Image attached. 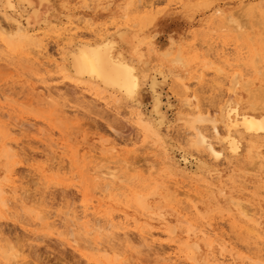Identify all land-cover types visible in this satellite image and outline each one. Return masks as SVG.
Masks as SVG:
<instances>
[{"label": "rangeland", "instance_id": "374dc122", "mask_svg": "<svg viewBox=\"0 0 264 264\" xmlns=\"http://www.w3.org/2000/svg\"><path fill=\"white\" fill-rule=\"evenodd\" d=\"M14 1L16 5L19 4L17 0ZM29 1L32 6L23 3L28 9L23 15V23L25 18H29L27 27L30 33H37V38H44V53L49 55L48 59L52 57L51 59L56 60V67L42 56L37 55L35 59V46L24 45L13 49L11 46L7 47L5 35H0V154L8 149V144L16 152L15 154L12 151L13 156L4 153L0 155V187L4 190L5 200V205L0 204V245L9 248L5 243H12V249L19 253L16 258L18 264H98L83 248L84 241L87 244L88 240L89 244L93 243L91 245H114L117 253L121 251L122 257L131 261L129 264H217L214 257L217 249L214 247L218 246L219 241H213L211 238L212 244L207 246L206 240L209 237L198 232L205 223L211 222L226 242V257L222 264H264V165H261L260 159L254 157L253 153L252 158L249 157L250 140L246 135L240 139L238 153L229 160H210V156H207L202 148L190 144L193 137L186 122L194 115L202 113L211 119L216 118L217 130L223 131L221 108L229 92L230 77L236 72L243 74L237 95L240 100L237 105L234 99L231 105L239 106V111H247L262 102L260 107L263 108L264 0H134V3L128 6L127 18L122 16L128 0ZM143 2H153L154 5L141 8ZM244 4L246 6H243ZM139 5L140 8H137ZM30 7L38 9L37 16L32 15ZM217 10L222 13H216ZM0 11V21L6 26L10 21L2 14H9L11 11L3 8L1 0ZM224 13H232L237 22L245 23L247 27L242 26L236 30V23L225 20ZM78 17L88 19L93 28H107L110 37L116 38V47L122 48L127 57H130L132 51L137 53L140 58L136 64L137 73L140 76L144 71L148 75L151 69V72L154 69H162V74L158 75L157 86L160 116L164 120L160 126L159 140L147 135L134 115L136 103L140 104L138 110L145 115L151 114L153 99L147 84L141 85L138 100L134 103L117 93L113 95L106 92L103 96L91 90L89 84L70 75V70H59L60 66H67V61L63 60L67 43L74 40H95V36L90 32L85 33L87 30L84 28L77 30L74 35L76 39L71 36L72 39L60 40V32L71 24L82 21ZM84 20L79 26H84ZM79 31H83L81 34L84 35H80ZM179 49L188 61L182 76L160 59L166 50ZM260 57L262 60L258 62L256 58ZM182 77L189 91L187 88L185 92L179 86L178 81ZM248 80L251 81L250 89L242 86L243 82ZM45 87L46 89H43ZM51 87L55 94L50 90ZM37 91V94L40 93L38 98L31 99L37 97L33 93ZM49 91L56 99L54 104L49 103L45 96ZM249 93L253 95L250 96ZM41 94L44 95L40 96ZM192 94L196 95V99L191 97L194 106L190 110L182 105ZM23 102H27L28 107L27 103ZM65 106H71L73 116H76L71 117L70 121L62 119V123L57 122V116L54 115L57 113L56 108L59 110ZM198 110L200 111L197 112ZM179 118L181 119L178 120ZM204 126L205 133L215 140L211 123L205 122ZM261 142L264 144V138L257 144L260 145ZM102 143L105 148L115 144L120 153L129 150L126 153L127 158L131 157L129 162L138 166L135 171L119 168L118 174L116 173L118 178L111 184V189L106 191L101 190V185L107 180H100L102 184L99 183L100 187L98 185L96 188V173H92L93 170L87 171L88 174L84 172L86 165H92L94 161L99 160L94 159L93 163L87 164L93 159L86 154L89 155L91 148L96 150ZM263 149L261 147V150ZM167 156L178 172L167 169ZM104 157L105 161L102 160L103 162L98 164L101 166L98 167L106 171L112 166V159H107L106 153ZM141 162H145L146 166L140 164ZM50 164L54 166L51 168ZM205 166L217 167L229 187L237 185L235 191L232 194L227 192L224 199L218 193H205L196 182L189 183L191 179L187 175H194ZM146 167L151 170L147 171ZM240 167H246L247 171ZM254 167L261 170L256 169L253 172ZM243 175L248 176L246 181ZM232 178H236V183L231 182ZM175 180L182 181V184L191 187L193 193H197L194 195L196 199L190 197V204H197V209L190 208L188 199L183 195L178 196L176 200L169 198L173 190H168L167 187ZM17 188L22 191L21 194ZM10 189L13 190L9 192ZM236 189H241V192H236ZM101 191V206L93 217H85L83 207L86 199ZM141 195L145 196L143 199L146 200L149 211L138 204V199H142ZM230 195L239 202L241 200L244 207L261 205V225L253 226L252 223L240 219L237 209L229 203ZM217 199L220 200L218 203ZM229 206L233 210H230ZM159 210L164 214V219L158 215ZM39 214L43 219L37 220ZM120 216H128L129 227L123 226L121 229L111 225ZM53 220L61 225L58 226ZM52 221L53 225L57 226H51ZM136 227L144 228L146 234L150 235L138 240ZM171 228H174V233L169 231ZM71 230L77 236L73 235ZM126 231L128 236L133 238L130 242L126 241L123 234ZM191 234L193 235L190 236ZM132 236H135V239ZM71 238H76V242ZM194 240L198 241L199 250L188 247ZM108 251L111 258L114 253ZM5 262L0 256V264Z\"/></svg>", "mask_w": 264, "mask_h": 264}, {"label": "bare ground", "instance_id": "6f19581e", "mask_svg": "<svg viewBox=\"0 0 264 264\" xmlns=\"http://www.w3.org/2000/svg\"><path fill=\"white\" fill-rule=\"evenodd\" d=\"M17 1L19 3L18 5L15 4L16 1H14V0H1V2L3 3V8L5 10L11 11V13H9V14H6V13L2 14V16L4 15L3 17H5V19H8L10 21V23H8V24H6V26H4V24L0 21V35L1 36L2 35H5L7 47L11 46L14 49L16 47H20V46H24V45H30V46H33V47L35 46L36 49H34V51H33L34 52L33 53L34 54V57L37 56V55H39L40 57L42 56V58H45V60L47 59L48 62H51V65L52 64L53 65L54 64L56 65V60H54V58L51 59L52 57L48 59V56L49 55L47 54L48 56H46L45 55L46 52L44 53V50L46 49V48H44L45 47V45L43 44L44 42L42 43V41L44 40V38L43 39H41L42 37L41 38H37V35H38L37 33H34V34L33 33H30V31H29V29L27 27L28 24H29V18H25V21L23 23V19H24L23 18V15L25 13H27V11H28L27 7L23 3L25 2L27 5L32 6L31 5V2L29 0H17ZM133 1L134 0H128L126 2V5L124 6V9H123L124 13H123V16L122 17L127 18V16H128L127 15L128 6L129 5H132L134 3ZM138 2H139V0H138ZM195 3H196V1H195ZM152 5H154L153 2L152 3L151 2H149V3L146 2V3H144V4L141 5V8H145L146 6L147 7H151ZM243 6H246V5L244 4ZM85 7H87V6H85ZM255 7H257V6H255ZM137 8H140V5ZM31 9H32V11H31L32 15L33 16H37L38 9L37 8H31ZM255 10H256V8H255ZM257 11H258V9H257ZM0 12L2 13V11H0ZM216 13H222V12L220 10H217ZM78 19H81V18L78 17ZM81 20L83 21L84 18L81 19ZM225 20L232 21V22L234 21L236 23L235 24L236 25L235 28H237L236 30H238V28H241L242 26H246L247 27V25L245 23H243L244 24L243 25L240 22H237V20L234 19L232 13L226 15L225 16ZM32 21H34V20H32ZM39 21H41V20H39ZM82 21H80L78 23H75V24H71V26L69 28H65L63 32H60L61 33L60 37L62 36V38H60V40L69 39V38L72 39V37L75 38L74 37L75 33L77 32V30H79L81 28H84L85 30H87L85 33H87V32L89 33L90 32L92 35H94L95 36V40H91V42H90V41H81V40H74L73 39L74 41H72L71 43H67L68 44L67 45L68 47L66 48V51H65V54H64L65 56L63 58L64 61L65 60L67 61V66H66V64L64 65V67L63 66L62 67L60 66L59 70L60 71L61 70L64 71V69L65 70L68 69V71L70 70V72H69V73H71L70 75H72L73 77H76L78 80H82L83 82L89 84L90 85L89 88L91 90L97 91V93H99V94H102L103 95L104 93L109 92V93H111V94L114 95V94L117 93V94H120L122 96V98H124L126 100H129V101H132L134 103H136V101L138 100V96H139V93H140V89H141L140 87H141V85L142 84L143 85L144 84H147L148 89H149V91L151 93V96H152V99H153L151 114L145 115L141 110H138L140 104L136 103L135 104L136 106L134 107L135 108L134 115L136 116L135 118L137 119V123L143 128V130L147 133V135H152L154 138H156L157 140H159L160 139V132H159L160 126L164 123L163 122L164 121L163 118H161V116H160V111H159L160 99H159V94L157 93L158 75L162 74V69H154L152 72H151V70H152L151 69L149 71L151 73L149 74V72H148V75H147V73L145 74L144 73L145 71H144L143 74L140 76L137 73V65L136 64L140 61V58L138 57L137 53H135V52L132 51L130 53V55H129L130 57H127L124 54L122 48L119 49V47L118 48L116 47V45H117V43L115 41L116 38L114 39V38L110 37L111 35H109L107 33V31H108L107 28H103V27L102 28H99V27L96 28V26H94L95 28H93V26H92L93 24L91 22H89L88 19L84 20L83 23H85V24H83L84 26L81 27V26H79V23H82ZM58 23H60V22H58ZM255 23H257V22H255ZM258 23L260 24V22H258ZM225 24H226V22H225ZM230 25H232V24H230ZM49 26L47 28H49ZM115 26H117V25H115ZM122 27H124V26H122ZM63 28H64V26H63ZM56 29H57V27H56ZM51 31H53V30H51ZM57 31H58V29H57ZM79 33H80V31H79ZM81 33H80V35H84V34H81ZM3 42H4V40H3ZM57 43H59V41ZM142 43H143V41H142ZM171 43H172V41H171ZM64 44H65V42H64ZM120 47H121V45H120ZM168 48H170V47H168ZM125 49H124V51H126ZM225 49H223V50H225ZM127 52H128V50H127ZM222 52H225V51H222ZM37 57H35V59ZM60 58H61V56H60ZM2 59H4V58H2ZM160 59L163 62L168 63L170 65V67L176 69V71H178V74H180L181 76L183 75V73L187 69L188 61H187L186 57L183 55V52L180 49L177 50V51L166 50V52L160 57ZM256 59L259 62V61L262 60V57H260V59H258V58H256ZM63 60L61 58V61H63ZM254 61H255V59H254ZM236 73H234V75L233 76L231 75L232 77H230L231 79H230L229 92L227 94V97L223 101V106L221 108V115L220 116H221V121H224V125H223L224 126V130L223 131H218L217 130V126H216L217 119L216 118H212L211 119L208 115L205 116L202 113H198V114L194 115L193 117L189 118L188 120H186L187 126L190 128L191 135L193 137L192 143L190 141V144H192V145L194 144L196 147L202 148V150L204 152H206L207 156H210V158H209L210 160H212V159H214V160H221V161L222 160H229V158L231 156H234V155H236L238 153L239 148H240V142H241L240 139L242 138L243 135H246V136H248V138L250 140V141L248 140L250 142L249 145H248V155H249V157L252 158V153H253V156L254 157L256 156V157H258L260 159L261 165H264V149L261 150V147L264 148V144H263V142H261L262 144L259 143L260 145L257 144L259 141H261L262 138H264L263 137V134H264V106H263V108H261L262 106L260 107V104L262 102H260L259 104L253 105L252 107H250V109L247 110V111H239V106L234 107V106L231 105V103H234L235 100H236L235 103L238 105L239 104V100H240V99L238 100L239 97H237V95H238V92H239L238 87L240 85V79L243 77V74L242 73L241 74H238V73L236 74ZM191 74H192V72H191ZM200 78H201V76H200ZM163 79L166 81V77L165 76L163 77ZM178 82H179L178 83L179 86H181L183 88L182 90H184L186 92V90H187L188 87L186 86L185 82H183V77L180 78ZM250 82H249V80L246 81V82H243L242 86H244V88H249V86L251 84ZM227 84H229V83H227ZM46 87H47V85H46ZM46 87L43 88V89H46ZM48 88L49 87H47V89ZM50 90L52 91V87H51ZM43 91L45 92L47 90H42V91L40 90V92H43ZM51 91L46 92L45 93V96L49 99V100L47 99L49 101V103L54 104V102H56V99L53 98L54 95L51 93ZM188 91H189V88H188ZM52 92H54V94H55V91H52ZM57 92L58 91H56V94H57ZM33 93L36 94L37 97L34 96V97H31V99L38 98V95L40 93L37 94L38 91L36 93L35 92H33ZM190 93H193V92H190ZM256 93H254V94H256ZM32 94H30V95H32ZM251 94L249 93L250 96L253 95V94L252 95ZM43 95L41 94L40 96H43ZM193 95L194 94H192V96H190L189 98H186L184 102L181 101V102L184 103L182 106L185 105L188 109H190V110L193 109V106L194 105L191 102V99L196 97V95L195 96H193ZM184 96L185 95H183V97ZM183 97H182V100H183ZM2 101H4V100L2 99ZM48 101H46V102H48ZM36 102H37V100H36ZM23 103H27V102H23ZM18 104H20V103H18ZM39 104H41V102ZM27 105H28V103L26 104V106ZM70 107H68L69 109L66 108V106L65 107H62V108L59 107L60 108L59 110L56 108L57 113L54 114V115H55V117L57 116V118H56V119H58L57 122H61L62 123V119H65L66 121H70L69 119H72L73 117L75 118L76 114H74V116H73V111H72V108H70ZM199 111L200 110H198L197 112H199ZM47 112H48V110H47ZM180 119L181 118H179L178 120H180ZM205 122H210L211 123V129H212L213 134L215 136V140L213 138L209 137L207 133H205V131H204V129H205L204 123ZM57 125L60 126V127L62 126V125H59V124H57ZM5 128H7V126ZM63 129H64V127H63ZM6 133H8V131H6ZM161 134H163V133H161ZM236 135H238V137ZM5 138H6V136H5ZM188 142L189 141H187V143ZM12 143H14V142H12ZM9 145L10 144H8V149H5L4 148L5 149L4 151H3V148L1 147L2 148L1 151H3V153L5 155H7V156H13L14 155L12 153V151H14L13 150V147L12 146H9ZM12 145H15V144H12ZM100 145L101 146L97 147L96 150H94L93 148H91L90 151H89L90 152L89 155L86 154L88 157H91L93 159V160L89 161L87 164H89L92 161H94V159L97 160L99 158V160L97 162L94 161V164H92V165H90V164L89 165H86L85 166V169H84L85 170L84 172H86L88 174L89 171L93 170L92 173H94V172L96 173L95 176H94V181L96 180V183L94 182L96 184L94 187H96V188H97L98 185H99L98 187H100V185L102 184L101 183L102 181L99 182L100 180H107L104 185L102 184L103 186L101 185V190L102 191H106V190H109V188L111 189V184L113 183V181L116 178H118L119 175L117 176L116 173L118 172L119 168L121 169L122 167H124V169H126L124 171H128V169H129V171L130 170L131 171H135L138 166L136 167L135 163H133V162L130 163L129 162L128 159H131V157L130 158H127L128 155L126 154L127 152H129V150L128 151L126 150L125 153H122V152L120 153V152H118L115 144H111L109 147H106V148H105V146H104L103 143L100 144ZM3 153H1V154H3ZM14 153L16 154L15 151H14ZM105 153L107 155V159L108 158L109 159H112L111 160L112 161V166L108 167L106 171H104V169L102 170V168H99L98 167V166H101V165H98V164H100L101 162H103L102 160H104V158H105L104 157V154ZM19 154L20 153H18V155ZM101 154L103 156H101ZM184 161L186 162V159L185 158H184ZM206 161H208V160H206ZM145 162H143V163L141 162L140 164L143 165ZM163 162H165V161H163ZM211 162L214 163L213 161H211ZM138 163H136V164L138 165ZM165 163L168 164V166H167V169L168 170H170V168H171V170H174L175 172H178V170H176L175 164L170 160V157L168 158V156H167V160H166ZM54 164H56V163L54 162ZM58 164L60 165V163H58ZM142 165L140 167H142ZM194 165H195V163H194ZM49 166H51V164ZM53 166H51V168ZM55 167H56V165H55ZM60 167H61V165H60ZM140 167H139V169H140ZM57 168H56V170H57ZM61 168H63V167H61ZM245 168L246 167H244V169L240 167V169H243V170H246L247 169V168L246 169ZM16 169L14 170L15 172H16ZM143 169L141 171H143ZM256 169L254 167L253 172H255ZM259 169L260 168H258L257 171H259ZM146 170L147 171H150L151 169H150V167H146ZM232 170H234V169H232ZM243 170H242V172H243ZM170 171H168V172H170ZM246 171H244V172H246ZM181 172H183V171H181ZM191 172H193V171H191ZM17 173H18V171H17ZM143 173H144V171H143ZM16 177H18V176H16ZM187 177L191 179V180H189V183L196 182L197 186L199 188H201V190H203L205 193H207V192L208 193H218L224 199L227 196L226 195L227 192H229V194H232L235 191V187H237V185H233V186L229 187L227 185V183H225L223 181L222 174H221L220 170L217 167L212 168V167H209V166H205V167L201 168L199 171H197L196 173H194V175H190L189 174V175H187ZM182 178H183V176H182ZM243 179H244V181H246L248 179V176L243 175ZM89 180H91V179H89ZM119 180H120V178H119ZM231 182L232 183H236V178L235 179L232 178ZM99 183H101V184H99ZM182 183H183L182 181L180 182L178 180H175L174 182H172L171 186L169 184V186L167 187L168 190H169V188L170 189L172 188V190H173V192L170 193L169 198H171V200H176L178 196L183 195V196H185L188 199V201H189V207L190 208L197 209L198 208V205L197 204H192V203L190 204V201H191L190 200V197L193 196L194 197L193 200L196 199L197 197H195L194 195L197 194V193H193V190L191 189L190 186L187 187L186 185H184ZM87 186L90 187L89 184ZM112 187H114V185ZM12 190L13 189H10L9 192H11ZM17 190H18V192H20V190L18 188H17ZM92 191L94 192V189ZM102 191L100 193L96 194V195L94 194V195H90L88 198L86 197L87 198L86 201H85L86 204H84V207H83L84 208V216L85 217L87 215H91V217H93L94 214L96 213L97 208L101 206V199L99 198V196L102 194ZM153 191H155V189ZM21 192L19 194H21ZM93 192H91V193H93ZM236 192H241V189H236ZM262 192H263V190H262ZM3 194H4V190H3L2 187H0V204L1 205H5V200L3 198ZM22 195H23V193H22ZM22 195H19V196H22ZM136 197H138V196H136ZM143 197L145 198V196H142V199L141 198L140 199L137 198L138 199V204L143 209L149 211L148 210L149 209V206H148V204H146L147 202H146V200L143 199ZM230 197H229V203L233 207H235L237 209V212H238V215H239V218L240 219H242L243 221H245L247 223L248 222L252 223L253 226H260L261 225V221H260V218H261L260 215L262 214V212H261V210H262L261 205H259L260 207H249V206L244 207L241 204V203H243V202H241V200L239 202V200L233 198V196L230 195ZM13 198H14V196H13ZM17 200H19V199H17ZM179 200L182 201L183 199H179ZM219 201L220 200H218V199L216 200L217 203ZM3 207L4 206H2V208ZM223 207H224V205H223ZM229 209L230 210H233L232 207H230V206H229ZM227 212H228V210H227ZM157 213H158L159 216L163 217V219H164L165 216H164V214L162 213L161 210H159ZM39 215H37V220H39V218H40V220L43 219V218H41L42 217L41 214H39ZM87 218H90V217L87 216ZM53 221L51 223V226L53 225ZM132 221L134 222L136 220H132ZM54 222H55V224L58 225V222H56V221H54ZM129 224L130 223H129L128 216H120L119 219L116 222L114 221V222L111 223L112 226H118L121 229H123L122 228L123 226H125V227L128 226L129 227ZM205 224H204V226L202 228H200L198 230V232L200 234L204 235V236H208L209 237L206 240V242H207L206 245L207 246H211V244H212L211 238L213 239V241L214 240L219 241L218 242V246L217 247H214V248L217 249L215 251L216 254H214V257H215V260L217 261V264H222V262L224 261V258L226 257L225 254H224V247L226 245V242H225L224 238L222 237V235H220L216 231V228L212 225L211 222H208L206 225ZM57 225H53V227L54 226H57ZM59 225H61V224H59ZM46 226H50V225H46ZM128 227H127V231H129L128 230ZM50 228H52V227H50ZM70 228L71 227H69V229ZM136 228H138V227H136ZM137 230H138V233H139V237H138V234H136V238H138V240H143V239H145V237H147V235H150V233L149 234H146V231L144 230V228H142V229L141 228L140 229L138 228ZM127 231L124 232L123 234L125 236L126 241H129L130 242V241H132L133 238H131L130 236H128ZM169 231L172 232V233H174V228H171ZM71 233H72V230H71ZM72 234L73 235H76L74 233H72ZM192 235L193 234H191L190 236H192ZM132 237H134V239H135V236H132ZM66 239H68V238H66ZM71 239L74 242H76V240H77L76 238L75 239L74 238H71ZM80 239L82 240V238H80ZM88 241L90 242V240H88ZM88 241H87V244H86V241H84L85 242V245L82 244L83 245V248H84V250H86L89 253L90 256H93L95 258V260L97 261L98 264H106V263H111V264H115V263H119V264H129L128 262H131L130 260L128 261L126 257L125 258L122 257V255L120 253L121 251H118L119 253H117L116 250L114 249V245L113 246H107V247L102 246L100 244H97L96 245L95 243H94V245H91L92 242L89 244ZM7 243H5V244L9 248L4 247V245H0V256H1V258L4 261L8 262L9 264H10V262H12L11 264H18L16 262V258L19 255V253H17V251H14L12 249V248H14L13 246H11L12 243H11V245L10 244L7 245ZM2 244H4V243H2ZM115 247H117V246L115 245ZM188 247H192V248L198 249L199 248V243H198V241H195L194 240V242L192 244H190ZM108 250L109 251H112L114 253L113 255H111V258L109 257V255L107 253ZM130 264H133V263H130Z\"/></svg>", "mask_w": 264, "mask_h": 264}]
</instances>
